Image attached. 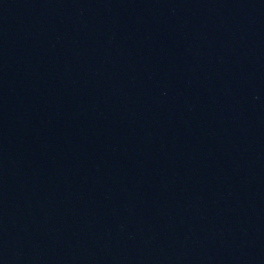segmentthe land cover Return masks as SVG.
Here are the masks:
<instances>
[{"label":"water","instance_id":"obj_1","mask_svg":"<svg viewBox=\"0 0 264 264\" xmlns=\"http://www.w3.org/2000/svg\"><path fill=\"white\" fill-rule=\"evenodd\" d=\"M180 0H0V264H168Z\"/></svg>","mask_w":264,"mask_h":264}]
</instances>
